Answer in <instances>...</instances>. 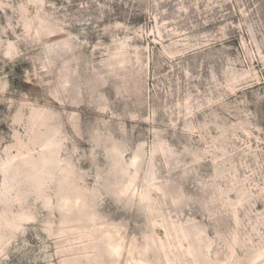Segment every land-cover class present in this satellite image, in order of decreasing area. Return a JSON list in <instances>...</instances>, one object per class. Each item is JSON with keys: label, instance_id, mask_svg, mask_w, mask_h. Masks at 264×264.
<instances>
[{"label": "rangeland", "instance_id": "rangeland-1", "mask_svg": "<svg viewBox=\"0 0 264 264\" xmlns=\"http://www.w3.org/2000/svg\"><path fill=\"white\" fill-rule=\"evenodd\" d=\"M0 264H264V0H0Z\"/></svg>", "mask_w": 264, "mask_h": 264}]
</instances>
